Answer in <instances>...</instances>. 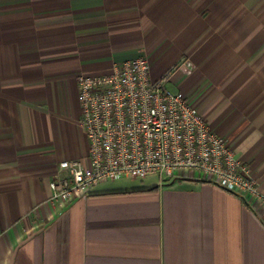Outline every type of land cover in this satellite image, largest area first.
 Returning <instances> with one entry per match:
<instances>
[{
  "label": "crops",
  "instance_id": "0c3cea01",
  "mask_svg": "<svg viewBox=\"0 0 264 264\" xmlns=\"http://www.w3.org/2000/svg\"><path fill=\"white\" fill-rule=\"evenodd\" d=\"M146 56L264 194V0H0V264H264V220L211 183L123 177L52 204L84 159L77 79ZM255 208V209H254Z\"/></svg>",
  "mask_w": 264,
  "mask_h": 264
},
{
  "label": "built area",
  "instance_id": "2783aa9c",
  "mask_svg": "<svg viewBox=\"0 0 264 264\" xmlns=\"http://www.w3.org/2000/svg\"><path fill=\"white\" fill-rule=\"evenodd\" d=\"M194 68L187 58L155 78L149 58L138 56L109 74L79 76L80 125L88 154L59 162L49 201L69 202L121 177L157 175L161 184L206 182L250 206L259 201L264 220V194L250 165L190 100L167 87L176 71Z\"/></svg>",
  "mask_w": 264,
  "mask_h": 264
},
{
  "label": "rangeland",
  "instance_id": "374dc122",
  "mask_svg": "<svg viewBox=\"0 0 264 264\" xmlns=\"http://www.w3.org/2000/svg\"><path fill=\"white\" fill-rule=\"evenodd\" d=\"M186 59H187V58L182 59V60L178 61V62H177L176 64H174V65H177V64L181 63L182 61H184V60H186ZM174 65H172V66H174ZM172 66H171V67H172ZM171 67H169L167 70H169ZM167 70H166V71H167ZM166 71H165V72H166ZM167 87L169 88L168 84H167ZM170 90H171V89H170ZM121 179H122V180H125L123 177H121ZM121 179L119 178V180H121Z\"/></svg>",
  "mask_w": 264,
  "mask_h": 264
}]
</instances>
